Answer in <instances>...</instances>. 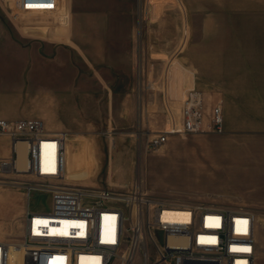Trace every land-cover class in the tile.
Wrapping results in <instances>:
<instances>
[{"label": "rangeland", "instance_id": "rangeland-1", "mask_svg": "<svg viewBox=\"0 0 264 264\" xmlns=\"http://www.w3.org/2000/svg\"><path fill=\"white\" fill-rule=\"evenodd\" d=\"M60 3V10L40 15L0 5V29L22 44L38 38L57 45L69 43L81 55L72 53L76 69L95 68L112 83L83 85L84 91H78L90 103V121L69 138L79 149L89 146L95 183L68 184L116 190L141 187L174 206L205 204L252 212L256 264H264V132L174 134L159 149L147 148L154 134L180 124L181 90L195 88L209 97L211 34L255 39L264 35V0ZM63 11L68 15L65 26L60 22ZM74 40L79 45L74 46ZM22 179L33 181L29 175ZM25 205L24 189L0 185V224L5 228L0 240L20 242ZM51 205L50 194L33 193L32 208L49 211ZM1 230L0 225V234ZM38 255L12 246L10 264H50L45 255ZM112 264H121L120 259Z\"/></svg>", "mask_w": 264, "mask_h": 264}, {"label": "built area", "instance_id": "built-area-1", "mask_svg": "<svg viewBox=\"0 0 264 264\" xmlns=\"http://www.w3.org/2000/svg\"><path fill=\"white\" fill-rule=\"evenodd\" d=\"M60 0H0L20 13H54ZM180 124L154 134L147 148L157 150L171 135L225 132L222 101L207 107L205 93L191 89ZM11 155L0 158V185L24 189L23 237L0 241V264H9L11 247L34 250L50 264H256V217L229 206H174L143 192L68 184L67 132L53 134L41 119H0V138ZM26 146V168L19 167L18 145ZM29 175L33 181L23 180ZM7 176V177H6ZM50 194L49 211L31 207L33 193ZM184 209L181 218L169 213ZM152 249V251H151ZM36 257V258H38ZM139 258V259H138ZM41 260V259H40Z\"/></svg>", "mask_w": 264, "mask_h": 264}, {"label": "crops", "instance_id": "crops-1", "mask_svg": "<svg viewBox=\"0 0 264 264\" xmlns=\"http://www.w3.org/2000/svg\"><path fill=\"white\" fill-rule=\"evenodd\" d=\"M62 6L59 3L57 10ZM64 16L68 17L67 11H63L60 19L61 25L65 26L68 21ZM255 38L225 33L211 34L212 87L209 97L204 93L210 108L222 101L227 133L264 132V35ZM38 39L28 45L22 44L10 33L0 29V119H41L51 133L67 132L71 137L86 120L90 121V110L87 109L90 103L78 91H84L83 85L112 83L95 68L88 67L86 72L76 69L72 53L81 55L69 43L57 45L43 38ZM74 41V46L79 45L78 41ZM230 42L239 45L233 46ZM246 42L259 44H243ZM187 92L184 88L178 97L184 101ZM89 152L87 144L79 149L71 138L68 139V181L82 185L95 183L91 174L93 160ZM10 155L9 139L0 138V158ZM0 225L1 236L5 228L3 224Z\"/></svg>", "mask_w": 264, "mask_h": 264}, {"label": "bare ground", "instance_id": "bare-ground-1", "mask_svg": "<svg viewBox=\"0 0 264 264\" xmlns=\"http://www.w3.org/2000/svg\"><path fill=\"white\" fill-rule=\"evenodd\" d=\"M18 151H19V167L22 169L26 168V146L24 143H20L18 145ZM184 209H175L174 213H169L168 216L171 218H181L183 214ZM10 257H11V252H10ZM10 264V261H9Z\"/></svg>", "mask_w": 264, "mask_h": 264}, {"label": "water", "instance_id": "water-1", "mask_svg": "<svg viewBox=\"0 0 264 264\" xmlns=\"http://www.w3.org/2000/svg\"><path fill=\"white\" fill-rule=\"evenodd\" d=\"M186 264H217V263H208V262H199V261H196V262H187Z\"/></svg>", "mask_w": 264, "mask_h": 264}]
</instances>
